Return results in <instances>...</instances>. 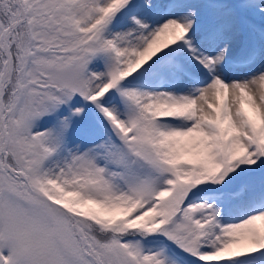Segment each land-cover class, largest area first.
<instances>
[{
	"label": "snow or ice",
	"instance_id": "snow-or-ice-1",
	"mask_svg": "<svg viewBox=\"0 0 264 264\" xmlns=\"http://www.w3.org/2000/svg\"><path fill=\"white\" fill-rule=\"evenodd\" d=\"M0 264H264V0H0Z\"/></svg>",
	"mask_w": 264,
	"mask_h": 264
}]
</instances>
